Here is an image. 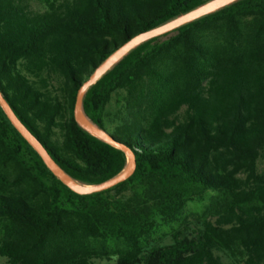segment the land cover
<instances>
[{"label": "trees", "instance_id": "obj_1", "mask_svg": "<svg viewBox=\"0 0 264 264\" xmlns=\"http://www.w3.org/2000/svg\"><path fill=\"white\" fill-rule=\"evenodd\" d=\"M0 0V88L59 179L0 104V256L8 264H264V0H237L134 48L116 47L209 0ZM119 122L105 117L113 95ZM193 206V207H192ZM171 237L170 243H163Z\"/></svg>", "mask_w": 264, "mask_h": 264}, {"label": "water", "instance_id": "obj_2", "mask_svg": "<svg viewBox=\"0 0 264 264\" xmlns=\"http://www.w3.org/2000/svg\"><path fill=\"white\" fill-rule=\"evenodd\" d=\"M237 0H209L200 6L183 13L168 22H165L159 26H156L147 31L138 33L129 38L124 44L115 48L114 52L99 65L94 73L80 86L78 90L77 100L75 104V118L77 122L91 134L98 138L105 140L117 147H122L112 136V134L105 128L101 127L98 123L92 120L85 112L83 107L84 96L90 86L95 84L104 74L110 71L119 61H121L127 54H129L134 48L141 43L172 31L173 29L199 19L205 15L213 13L223 7H226ZM0 104L4 111L8 115L11 122L19 130V132L29 141V143L36 149L41 155L44 162L52 170V172L61 179L72 190L81 194H90L93 192H99L113 187L114 185L129 178L136 169V160L134 154L127 148H124L128 155V162L126 167L114 177L98 184H85L75 179L70 173H68L52 156L42 141L34 134V132L23 122L9 101L6 99L4 93L0 88Z\"/></svg>", "mask_w": 264, "mask_h": 264}, {"label": "rangeland", "instance_id": "obj_3", "mask_svg": "<svg viewBox=\"0 0 264 264\" xmlns=\"http://www.w3.org/2000/svg\"><path fill=\"white\" fill-rule=\"evenodd\" d=\"M32 5L35 8H43V6L37 0H32ZM117 97L118 96L116 94H114L111 102L109 103V105L107 107V113L108 114L106 115L105 120H106V127L108 129H113V127L119 122V119L122 115L120 110H122V112H123L122 105L118 103ZM170 242H171L170 236L165 238V240L163 241V243H170ZM224 261L226 262V264H236V263L232 262L231 260H229V258L226 255H224ZM115 262H116L115 259L97 260L96 264H115ZM0 264H8L6 258L0 256Z\"/></svg>", "mask_w": 264, "mask_h": 264}]
</instances>
